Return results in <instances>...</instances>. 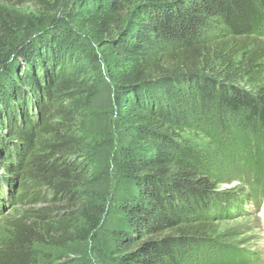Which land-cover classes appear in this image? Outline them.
Instances as JSON below:
<instances>
[{
  "label": "trees",
  "instance_id": "obj_1",
  "mask_svg": "<svg viewBox=\"0 0 264 264\" xmlns=\"http://www.w3.org/2000/svg\"><path fill=\"white\" fill-rule=\"evenodd\" d=\"M260 37L264 0H0V189L28 179L45 204L11 221L0 264H35L37 243L76 244L47 264L198 256L238 201L190 135L208 117L233 124L225 175L259 205L264 87L237 83L264 82Z\"/></svg>",
  "mask_w": 264,
  "mask_h": 264
},
{
  "label": "rangeland",
  "instance_id": "obj_2",
  "mask_svg": "<svg viewBox=\"0 0 264 264\" xmlns=\"http://www.w3.org/2000/svg\"><path fill=\"white\" fill-rule=\"evenodd\" d=\"M19 9L28 14H40L39 8L31 5H22ZM34 33L32 32V34ZM259 40L262 41V44L264 43V37H260ZM240 60L241 54L238 56V61ZM237 84L253 94L259 93L260 89L264 87V82L254 77L243 78ZM211 116H214V113ZM215 118L208 117L203 129L200 131L195 129V134L190 135L204 147L207 157L212 160L210 169L217 177H220L218 184L220 190L227 195H235L238 201L235 202V207L223 202L225 211L229 209L227 213L218 212L215 208L211 211L214 221L210 236L211 244L204 248V251L198 256L183 264H229L235 261L233 258L241 254L246 257L248 264H264V199L259 205L245 201L241 195L248 193L247 187L243 186L238 179L225 175L226 172L233 170L224 160V152L232 151L235 148L232 142L234 135L231 125L233 124L228 122L227 130L219 122L222 119L219 116ZM218 123L221 124V127ZM215 139L220 141L219 146L213 145L212 141ZM9 182L12 186L7 183L0 189V247L12 236L11 221L14 218L31 213L45 205L35 198L37 192L28 183V179L19 182L18 178H14ZM25 182L28 184H24ZM74 247H76L75 243H69L65 247L50 243H37L33 247L34 263L47 264L63 261V259L72 257ZM82 259L84 264H98L95 254L91 250H88Z\"/></svg>",
  "mask_w": 264,
  "mask_h": 264
}]
</instances>
